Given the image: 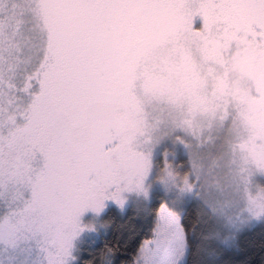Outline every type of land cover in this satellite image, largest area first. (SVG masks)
<instances>
[{
	"label": "snow or ice",
	"instance_id": "1",
	"mask_svg": "<svg viewBox=\"0 0 264 264\" xmlns=\"http://www.w3.org/2000/svg\"><path fill=\"white\" fill-rule=\"evenodd\" d=\"M155 196L131 264H219L264 222V0H0V264H78Z\"/></svg>",
	"mask_w": 264,
	"mask_h": 264
},
{
	"label": "trees",
	"instance_id": "2",
	"mask_svg": "<svg viewBox=\"0 0 264 264\" xmlns=\"http://www.w3.org/2000/svg\"><path fill=\"white\" fill-rule=\"evenodd\" d=\"M161 203H163V197L155 196L149 204L147 214L134 210L132 206L126 212H121L110 205L102 215L104 232L97 240L85 242L79 247L78 264H103L108 246L117 251L116 264H131L142 241L151 238V228L155 224L156 213ZM199 212L198 204L194 202L188 204L184 217L185 224L198 225ZM187 262L188 264H217V258L207 251H198L193 245ZM219 264H264V222L241 232L238 248L220 257Z\"/></svg>",
	"mask_w": 264,
	"mask_h": 264
},
{
	"label": "rangeland",
	"instance_id": "3",
	"mask_svg": "<svg viewBox=\"0 0 264 264\" xmlns=\"http://www.w3.org/2000/svg\"><path fill=\"white\" fill-rule=\"evenodd\" d=\"M174 163H175L176 165H181V164L186 165V160H181L179 157H177V159L174 161ZM185 170H186V167H185ZM153 199H154V198H153ZM153 199H151V200L149 201V204L153 201ZM163 202H164V200H163ZM193 202L199 205V203L196 201V199H195L194 197L191 198V199L188 201V204L193 203ZM188 204H187V205H188ZM110 205L115 206L116 208H118V207H117L115 204H113V203H110L109 206H110ZM130 206H131V205H127L123 211H121L119 208H118V210H120L121 212H126V210H127ZM186 207H187V206H186ZM102 215H103V214H102ZM259 223H261V222L254 221L252 225L246 227L245 229L250 228V227H252V226H255V225L259 224ZM245 229H243L241 232H243ZM103 230H104L103 227H101V228H99V230H98L96 233H85V234L82 236L81 241L79 242V247H80L83 243H85V242H92V241L97 240V239L100 237V234L104 232ZM199 235H200V231H199V229H198V230L196 231V237H199Z\"/></svg>",
	"mask_w": 264,
	"mask_h": 264
}]
</instances>
